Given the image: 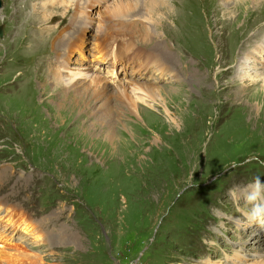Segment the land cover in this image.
Listing matches in <instances>:
<instances>
[{"label":"rangeland","instance_id":"rangeland-1","mask_svg":"<svg viewBox=\"0 0 264 264\" xmlns=\"http://www.w3.org/2000/svg\"><path fill=\"white\" fill-rule=\"evenodd\" d=\"M28 1L0 9V250L18 264H264V22L226 27L205 1ZM158 55L176 78L144 67ZM14 215L29 226L12 235Z\"/></svg>","mask_w":264,"mask_h":264},{"label":"bare ground","instance_id":"bare-ground-1","mask_svg":"<svg viewBox=\"0 0 264 264\" xmlns=\"http://www.w3.org/2000/svg\"><path fill=\"white\" fill-rule=\"evenodd\" d=\"M151 1H152V3L154 5H158L159 6L163 2H166L167 0H151ZM196 1H198V0H179L178 8L180 9V11H182V14H183V13H185V12H187L189 10V9H186V7L188 5H190L192 8L200 9L202 7V2L205 1V2H207L208 10H212L213 9V15L212 16L214 17L216 22H221L226 27H231V25L234 22L235 23L238 22L240 17H241V15H242V18L244 16L246 17L245 22H248L249 24H253L255 27H256L257 24H259V22H264V0H241V1L237 0V2H234V0H218V1L217 0H199L200 3H198V4L195 3ZM33 2H34L35 7L37 5H40L41 7L45 8L46 4L49 5L51 2H55V0H53L51 2H47V1H44V0H29L27 8L25 10L30 9L31 5L33 4ZM22 3L23 2H21V4ZM180 16L181 15H177L175 20H174L176 28L180 30L179 31L180 33H182L184 36H187L188 38H190L193 41L195 39V37L192 36V31L191 32L188 31V26H186V25L181 23V22H183V19L186 20V18L185 17L183 18V16H181V17ZM190 16H191V14H190ZM209 19H211V16H210ZM187 21L189 23V20H187ZM241 21H242V19H241ZM183 23H185V22H183ZM244 27H245V25H244ZM172 30H173V28H172ZM252 31H254V30H252ZM49 32H50V35H48V36L50 37L51 36V31L49 30ZM241 32H243L244 35H245L244 28L242 29ZM263 33L264 32H260L257 36H260ZM174 34H176V33H173L172 35H169V34L165 33V35H166L165 38H169L170 41H173V37L176 36ZM248 34H249V32H248ZM252 34H254V33H252ZM252 34H249V36L252 35ZM183 35H182V37H183ZM40 36H41V32L34 33L32 35V41L37 39V38H39ZM179 36H180V34H179ZM245 36L249 37L247 35H245ZM162 38H163V36L159 37L158 41L164 40ZM221 38L222 39H220V41H221V46H222L223 45V42H222L223 37H221ZM239 40L241 42V38H239ZM114 41H115V39L113 38V41H111L110 44L114 45V43H115ZM177 42L175 41V43H177ZM18 44L20 46L19 47L20 49L18 50L17 54H19L20 56H24L25 59L31 60L32 62L34 61L35 63L39 62V61L41 63V62L44 61L45 57H44V59H42L41 57H39L38 55L33 53V50L29 49L26 43L20 42ZM160 44L161 45H160L158 50L161 49L162 52L165 53V54L168 53V52L172 54L173 50L170 48V46L166 45L167 43L166 44L160 43ZM43 46L40 49H37L39 54L42 52ZM158 46H159V43H158ZM177 48H179L183 54L188 55L187 52L181 47V45L177 46ZM15 49H12V50H15ZM235 54H236V52H232L231 53V57H229V61L228 62L232 63V61L234 62L236 60V58L238 59L237 55L235 56ZM159 56L160 55L155 56V58H152V57L148 58V60H147V62H146L144 67L145 68H149L151 66H154L155 69L157 68L156 72L159 74L160 77H163L162 75H160V73H162V74H170L171 73V75L176 78V75H175V73L173 71H169L166 68H162V64L160 66L158 64H156ZM160 57L162 58V56H160ZM153 60H155V61H153ZM239 61L240 60L238 59V62ZM161 62H162V60H161ZM158 66H159L160 69L158 68ZM260 75L264 77V73H261ZM96 83L97 82H94V84H96ZM128 87L132 88V90H135V89L136 90H142L143 89V90H145V91H147L149 93H154V94H156V91L158 92V94H160V92H161L160 90H155L154 88H150V87L145 88V86L136 85L135 83H130V84L128 83L127 85H124V86L121 87V92L120 93H125L127 91ZM165 90L166 89H164L163 92H168V91H165ZM241 93L245 94L246 93V89L243 88L241 90ZM221 118H223V117H221ZM6 218H8V217L5 216L4 219H6ZM9 226H11L10 232L13 235V232H15L18 228H22V227H25V226L28 227L29 223H27L23 219L22 215H19V216L18 215H16V216L14 215V221L9 222L8 227ZM8 230H9V228H6L4 231L8 232ZM16 255L20 256V251L18 249H16V248H9L8 250H0V259L2 258L4 260L5 264H18L17 260L14 258V257H16Z\"/></svg>","mask_w":264,"mask_h":264},{"label":"water","instance_id":"water-1","mask_svg":"<svg viewBox=\"0 0 264 264\" xmlns=\"http://www.w3.org/2000/svg\"><path fill=\"white\" fill-rule=\"evenodd\" d=\"M3 6V0H0V9L2 8ZM4 37V30H3V27L0 26V38H3Z\"/></svg>","mask_w":264,"mask_h":264},{"label":"clouds","instance_id":"clouds-1","mask_svg":"<svg viewBox=\"0 0 264 264\" xmlns=\"http://www.w3.org/2000/svg\"><path fill=\"white\" fill-rule=\"evenodd\" d=\"M257 183H259V181H257ZM262 223H264V221H262Z\"/></svg>","mask_w":264,"mask_h":264}]
</instances>
